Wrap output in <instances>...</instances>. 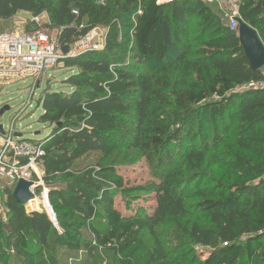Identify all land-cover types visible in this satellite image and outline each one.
<instances>
[{
	"label": "trees",
	"instance_id": "trees-1",
	"mask_svg": "<svg viewBox=\"0 0 264 264\" xmlns=\"http://www.w3.org/2000/svg\"><path fill=\"white\" fill-rule=\"evenodd\" d=\"M105 2L0 0L1 20L48 14L62 29V48L105 25L106 49L124 31L131 58L159 66L147 76L124 59L91 51L62 61L74 69L62 82L69 89L40 100V120L52 127L41 142L42 165L57 226L47 212L28 213L8 188L0 264H63L60 255L93 259L103 249L114 252L116 264H170L156 231L170 219L208 249L200 264H264V90L252 87L264 73L251 69L238 32L202 0H121L116 13ZM239 13L264 44V0H243ZM125 18L134 23L125 25ZM195 33L201 46L191 58ZM121 148L158 167L161 181L132 190L114 166L73 171L91 153ZM134 192L156 195L152 215L128 216L115 207L120 195L129 208ZM189 198L196 200L190 207ZM197 214L208 226H180Z\"/></svg>",
	"mask_w": 264,
	"mask_h": 264
},
{
	"label": "rangeland",
	"instance_id": "rangeland-1",
	"mask_svg": "<svg viewBox=\"0 0 264 264\" xmlns=\"http://www.w3.org/2000/svg\"><path fill=\"white\" fill-rule=\"evenodd\" d=\"M120 1L121 0H106L105 3L110 5L116 13L118 10L116 4ZM208 5L213 9L214 13L218 14L223 19L225 23H228V16L231 15L233 9L227 3L219 2ZM123 23L129 25L134 22L133 20L125 18ZM32 28H41L45 33L53 37L57 36L62 31V29L52 26L49 16L46 13L39 17H34L31 13L22 12L10 20L0 19V34H21L29 32ZM95 29L100 37V39H98L100 42V50L97 51L98 55L100 53H105L107 55H114L116 58H120V60L124 59L132 65H135L138 71L139 69L140 71L142 70V73L147 76L153 75L159 69V66L152 62L148 65L139 66L138 63L131 58L133 50H131L132 46L129 43L131 37L129 33H125L124 31L119 32L114 48L108 50L106 49V46L109 27L100 25ZM195 29H197V23H194L192 26V31H196ZM197 31H199V28ZM196 33L190 41L192 50L191 58L195 57L194 53L201 46L195 42ZM79 40L74 42L71 46H74ZM4 67L8 68L9 65L4 64ZM73 71L74 69L66 68L64 63H60L56 69L43 76L40 82V87L35 91L31 103L32 106L25 111L20 120L16 123L15 134L21 135V140L42 142L48 138L52 131V127L42 123L40 120L44 113L40 100L47 92L52 93L53 91H59L60 89L67 91L69 88L63 85L62 82L67 79ZM261 71L264 73V68ZM32 85L33 80L28 79L26 81L19 80L10 85L0 87V110L3 107H9L10 109L0 116V127L3 126L4 129L8 130L11 119L14 118L29 101L32 93ZM99 166L117 167L120 174L124 177L125 185L132 190H135L140 186L161 181L157 176L158 171L156 170L158 167L153 170V167L145 158L140 156L137 151L127 150L125 148L114 149L102 153H91L90 155L76 161L73 165V171L84 173ZM42 183V186L37 188L35 192V200L38 201L34 202L35 200H33L31 204L36 205L37 202H39V210H35L38 212L47 211L45 198L49 189L45 186L44 180ZM9 187L11 188L8 183L0 181V216L3 220H6L9 215V210L7 208V189ZM133 198L128 199V202L132 204L127 208V201L125 203L120 195L116 196L115 207L119 211H122L124 215L128 216H139L140 214L145 215L146 212L152 215L158 207L157 197L154 194L147 195L144 192H134ZM195 202L196 200L189 198L187 205L190 207L191 205H194ZM38 206L36 207L38 208ZM25 208L28 213L33 212L28 203L25 205ZM185 220H183L182 225H180L181 227L184 223L186 224L188 222V227L193 223H197L203 227L208 226V220L202 214L191 215ZM176 225L177 224L170 219L156 227L158 238L169 253L170 264H200L202 261L201 256L203 253H207L208 249L194 245ZM83 236L86 241H93V236L89 229H84ZM143 239L147 242L149 248H153L155 240L149 233L143 234ZM59 257L63 264H116L114 252L106 249L99 250L93 259H88L84 253L80 252H73L66 257L60 255Z\"/></svg>",
	"mask_w": 264,
	"mask_h": 264
},
{
	"label": "built area",
	"instance_id": "built-area-1",
	"mask_svg": "<svg viewBox=\"0 0 264 264\" xmlns=\"http://www.w3.org/2000/svg\"><path fill=\"white\" fill-rule=\"evenodd\" d=\"M208 4L227 3L233 10L228 16V25L232 31H237L241 19L239 6L243 0H202ZM141 14V11L138 12ZM60 34V33H59ZM59 34L55 37L48 35L41 28H32L21 34H0V87L16 81L33 80L32 93L25 107L10 121L8 130L0 127V181H4L14 190L20 180L33 184L30 191L36 196V189L42 186L44 169L42 159L45 156L41 142L21 140L15 134V126L31 103L43 76L56 69L64 59L76 58L86 52L100 50V39L96 29L82 37L78 43L69 47L65 56L59 44ZM105 42V41H104ZM4 64L9 65L8 68ZM253 88L264 90V82L252 85ZM34 196V199L36 197ZM31 210L37 209L31 205Z\"/></svg>",
	"mask_w": 264,
	"mask_h": 264
},
{
	"label": "water",
	"instance_id": "water-1",
	"mask_svg": "<svg viewBox=\"0 0 264 264\" xmlns=\"http://www.w3.org/2000/svg\"><path fill=\"white\" fill-rule=\"evenodd\" d=\"M237 22L239 24L238 28V36L241 43V46L243 47L245 56L249 60L251 69L253 71H259L264 68V44L259 38V35L256 30H254L252 27H250L248 24H246L242 18L237 19ZM69 47H63V53L66 56L69 53ZM9 107H3L0 110V116H2L5 112L9 111ZM19 138L21 135H17ZM33 186L32 183L20 180L16 187L14 188V191L12 192V196L15 199V201L19 205L25 206L28 202L34 199V194L30 191V188ZM46 207H47V214L51 218V220L57 225L56 216L53 211L52 206L49 202V192L46 193Z\"/></svg>",
	"mask_w": 264,
	"mask_h": 264
},
{
	"label": "crops",
	"instance_id": "crops-1",
	"mask_svg": "<svg viewBox=\"0 0 264 264\" xmlns=\"http://www.w3.org/2000/svg\"><path fill=\"white\" fill-rule=\"evenodd\" d=\"M42 166H43V165H42ZM43 169H44V168H43ZM44 174H45V171H44ZM13 191H14V190H13ZM13 191H12V192H13ZM38 205H39V204H38V202H37L36 206H38ZM38 207H39V206H38Z\"/></svg>",
	"mask_w": 264,
	"mask_h": 264
},
{
	"label": "bare ground",
	"instance_id": "bare-ground-1",
	"mask_svg": "<svg viewBox=\"0 0 264 264\" xmlns=\"http://www.w3.org/2000/svg\"><path fill=\"white\" fill-rule=\"evenodd\" d=\"M36 201H38V200H35L34 202H36Z\"/></svg>",
	"mask_w": 264,
	"mask_h": 264
}]
</instances>
